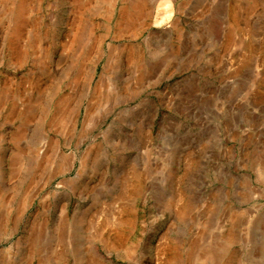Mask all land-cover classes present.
<instances>
[{"label": "rangeland", "instance_id": "rangeland-1", "mask_svg": "<svg viewBox=\"0 0 264 264\" xmlns=\"http://www.w3.org/2000/svg\"><path fill=\"white\" fill-rule=\"evenodd\" d=\"M0 264H264V0H0Z\"/></svg>", "mask_w": 264, "mask_h": 264}]
</instances>
